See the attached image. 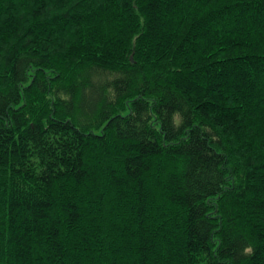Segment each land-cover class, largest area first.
Wrapping results in <instances>:
<instances>
[{
  "label": "trees",
  "instance_id": "obj_1",
  "mask_svg": "<svg viewBox=\"0 0 264 264\" xmlns=\"http://www.w3.org/2000/svg\"><path fill=\"white\" fill-rule=\"evenodd\" d=\"M0 264H264V0H0Z\"/></svg>",
  "mask_w": 264,
  "mask_h": 264
}]
</instances>
